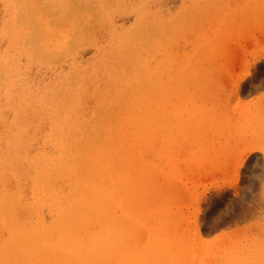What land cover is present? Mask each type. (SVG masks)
I'll list each match as a JSON object with an SVG mask.
<instances>
[{"label": "bare ground", "instance_id": "bare-ground-1", "mask_svg": "<svg viewBox=\"0 0 264 264\" xmlns=\"http://www.w3.org/2000/svg\"><path fill=\"white\" fill-rule=\"evenodd\" d=\"M152 3L0 0V264H264V33L229 88L214 66L264 0ZM217 133L210 169L248 140L204 200Z\"/></svg>", "mask_w": 264, "mask_h": 264}, {"label": "rangeland", "instance_id": "rangeland-1", "mask_svg": "<svg viewBox=\"0 0 264 264\" xmlns=\"http://www.w3.org/2000/svg\"><path fill=\"white\" fill-rule=\"evenodd\" d=\"M166 1V2H165ZM163 2V3H162ZM181 0H154V3H152V6L154 5L155 8H160L164 11V13H174L180 4ZM158 5V6H156ZM154 8V9H155ZM232 12V11H231ZM225 14H221L216 17V22L218 24H221L225 18ZM119 24L121 23H130V18H117L116 19ZM260 30V31H257ZM229 33L224 35V47L227 48V50H224V55L227 52V57H223L224 55L221 54L219 55L215 66V72L219 73L220 69L222 67H228L229 70V78L226 79L224 83V87L227 89L229 88L233 83H235L240 76L245 74V72L250 68L251 63V57H250V52L253 49V46L255 45V41L252 39L253 34H256L258 32H263L264 29H256V28H244L242 30L239 29V27H234L232 25H229ZM211 35L213 36L212 32ZM262 36L261 34H258V37ZM211 46L213 47L216 43L215 42H210ZM223 47V48H224ZM93 53V49L89 48L85 50L84 52V57H90ZM218 72H217V70ZM219 75V74H216ZM264 97V89L260 90L259 92L251 95L250 97L245 99V102H250L256 101L260 98ZM254 125H257L254 123ZM253 127V126H252ZM250 129L251 133H247V137L250 138L252 134L258 133L262 134L263 131L259 129L257 126L255 128ZM258 128V129H257ZM215 137V138H214ZM245 137L242 139V142L237 146L236 148H230L227 149L226 151H221L222 153L218 155L220 158L218 162H215V165L211 169L210 167H207L206 163L207 161H210V159H214V154L215 150L217 149L219 144H222L225 141L224 134L220 135L219 133L213 134L210 136L206 148L210 149L206 152H202V150L205 149V145L203 147L199 148H194L192 151L193 159L195 164V167L192 168V170H196L194 173L196 177V182H197V188L195 191V195L198 196V198L206 199V194L205 192V187L202 186L204 185V182L206 181L205 174H203V171L207 169V171H215L216 177L221 179V178H226V177H231L233 173V163L235 160V157L240 153L242 150L241 144L248 140V138ZM217 138V139H216ZM218 141V142H217ZM212 155H211V154ZM204 156V158H203ZM200 167V170H199ZM210 169V170H209ZM222 170V171H220ZM224 175H223V173ZM226 173V175H225ZM222 174V176H221ZM197 175V176H196ZM200 175V176H199ZM199 176V179H198ZM209 177V176H208ZM263 177V171L262 168L259 167L257 176L255 177H248V180L251 181L254 184L255 189L259 187V181ZM198 180V181H197ZM200 185V186H199ZM238 187H242L241 181L238 184ZM187 191H184L183 193H180V197L182 198H187ZM194 210V204L191 206V212ZM235 229V226L231 225L226 227L225 229Z\"/></svg>", "mask_w": 264, "mask_h": 264}]
</instances>
